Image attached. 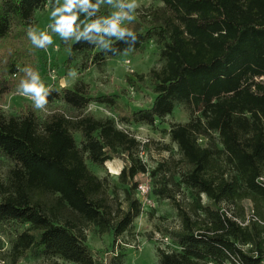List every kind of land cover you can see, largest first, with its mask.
Here are the masks:
<instances>
[{
    "label": "trees",
    "instance_id": "1",
    "mask_svg": "<svg viewBox=\"0 0 264 264\" xmlns=\"http://www.w3.org/2000/svg\"><path fill=\"white\" fill-rule=\"evenodd\" d=\"M157 1L161 9L127 25L138 37L130 53L140 54L152 42L162 63L146 75L125 77L137 92L149 80L154 87L149 107L127 112L113 96H93L78 82L48 96L76 115L54 112L41 121L30 110L9 117L0 110V158L9 165L0 177V231H14L9 264L28 257L51 264H124L121 252L95 258L87 231L96 227L100 235H111L114 246L131 230L141 212L134 180L147 169L133 136L117 129L113 119L85 113L92 102L111 107L123 124L151 126L176 104L192 117L170 130L188 168L174 186L177 193L182 186L192 200L183 205L166 181L154 188L180 219V227L167 233L177 250L157 249L158 264L264 263V0ZM59 2L64 0H0V104L17 93L24 77L20 69L28 66L39 74L37 52L45 47L34 46L26 33L35 27L36 11ZM100 16L99 10L91 19ZM85 20L81 13L75 22L80 30ZM75 35L61 41L64 68L78 56L84 57V70L101 66L128 47L117 41L112 47L119 52L105 53L84 37L74 40ZM113 160L124 166L109 193L108 181L87 163L102 167ZM202 195L210 206L202 204ZM244 200L252 202L253 218L242 227Z\"/></svg>",
    "mask_w": 264,
    "mask_h": 264
},
{
    "label": "rangeland",
    "instance_id": "2",
    "mask_svg": "<svg viewBox=\"0 0 264 264\" xmlns=\"http://www.w3.org/2000/svg\"><path fill=\"white\" fill-rule=\"evenodd\" d=\"M137 2L139 7L135 12L136 19L146 11H154L163 7V4L157 0H137ZM59 5H62V3L59 2L57 6ZM114 10L107 4L100 7L103 16L110 15ZM51 12L52 8L46 5L36 11L34 16V28L37 33L47 32L52 40V43L47 45L43 51L37 52L40 79L46 87L52 90L71 89L78 82H82L89 86L93 96H113L120 107L127 112L146 109L152 104L154 99L152 90L154 87L149 80H146L140 92L134 91L125 82V77L128 74L146 75L152 69L161 67L159 54L152 42L140 54H123L113 59H107L101 66L92 65L84 70L82 67L84 57L78 56L71 66L64 68L62 64L66 60L67 53L66 50L61 49V41L63 40L61 36L56 32H51L49 28V25L55 23ZM70 70L76 72L75 77L68 75ZM0 110L5 117L19 116L21 113L30 110L41 121L54 112L64 113L67 116L76 115V112L69 110L58 99L48 101L44 110L35 109L30 98L18 93L7 96L0 104ZM85 113L97 119H113L117 129L126 131L133 136L140 143L137 156L147 169V173L139 174L134 180L137 183L135 198L140 204L141 212L133 221L131 230L119 238L113 246L111 235H100L96 227H90L87 231L86 244L98 260L104 259L109 254L121 252L125 256L124 264H158L157 249L166 252L177 250L173 240L167 233L180 227V219L170 201L162 200L154 195V188L159 186L156 182L162 185L166 181L168 188L178 194L177 199L183 205L192 200L188 191L182 186L179 188L180 193H177L174 186L179 182L180 173L185 172L188 168L180 161L181 155L178 147L170 138L172 126L187 124L192 117L183 104H176L170 115L156 120L151 126L123 124L117 121L111 107L95 102L86 107ZM74 136L77 143H79V135L74 134ZM199 143L204 145L205 141L202 140ZM215 145L221 148L216 137ZM160 164L165 166L162 170L157 169ZM87 166L99 179L108 181L109 193H111L124 163L113 160L102 167H96L89 163H87ZM8 168L7 162L0 158L1 179L4 178ZM152 173H155V175H152ZM118 193L122 196L121 191H118ZM201 198L203 205H211V202L205 196L202 195ZM241 207L244 215L239 219V222L251 221L253 214L252 202L244 200ZM13 235L14 231L12 230L4 229L3 233L0 231V264H9L7 253ZM20 264H51V262L34 260L28 257L23 259ZM59 264L67 263L59 262ZM204 264L213 263L208 261ZM224 264L230 263L225 262Z\"/></svg>",
    "mask_w": 264,
    "mask_h": 264
},
{
    "label": "clouds",
    "instance_id": "3",
    "mask_svg": "<svg viewBox=\"0 0 264 264\" xmlns=\"http://www.w3.org/2000/svg\"><path fill=\"white\" fill-rule=\"evenodd\" d=\"M104 4L115 10L110 15L100 16L95 20L91 19ZM138 7L137 0H96L95 3L92 0H64L63 5L53 6L51 16L55 23L49 25V28L59 34L65 42L75 32L74 40L80 41V38L84 37L105 53L117 54L119 51L113 48L112 44L124 41L128 47L123 52L127 54L134 51L138 40L136 32L127 26L136 19L135 12ZM81 13L86 17V20L82 22V30H80V25L75 23ZM89 19L90 22H88ZM26 35L31 43L39 48H44L52 43L51 36L47 32L37 33L36 29L31 26H29ZM20 71L24 73V77L17 85V93L30 98L35 109L44 110L52 89L44 85L39 74L31 67L26 66ZM68 75L75 77L76 72L70 70Z\"/></svg>",
    "mask_w": 264,
    "mask_h": 264
},
{
    "label": "built area",
    "instance_id": "4",
    "mask_svg": "<svg viewBox=\"0 0 264 264\" xmlns=\"http://www.w3.org/2000/svg\"><path fill=\"white\" fill-rule=\"evenodd\" d=\"M252 216H253V215H252ZM252 216H251V218H253ZM238 223H239L240 226L244 227V226L248 225L249 220H247V221L244 222V223L238 221Z\"/></svg>",
    "mask_w": 264,
    "mask_h": 264
}]
</instances>
